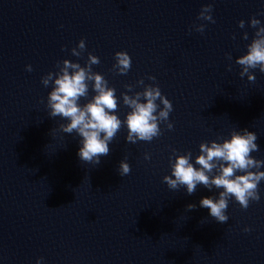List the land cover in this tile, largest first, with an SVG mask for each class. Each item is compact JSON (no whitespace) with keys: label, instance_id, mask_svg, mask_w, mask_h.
<instances>
[{"label":"water","instance_id":"95a60500","mask_svg":"<svg viewBox=\"0 0 264 264\" xmlns=\"http://www.w3.org/2000/svg\"><path fill=\"white\" fill-rule=\"evenodd\" d=\"M209 3L215 23L198 19ZM253 16L264 25V0H0V264H264V180L246 210L229 200L225 223L200 207L223 189L188 194L163 181L173 149L195 164L201 142L233 128L255 131L252 155L264 159V73L252 69L250 81L236 63L255 37ZM81 39L86 50L73 56ZM120 50L132 59L127 74L113 70ZM89 52L116 88L122 121L131 111L122 93L142 91L143 78L172 101L173 129L161 123L162 135L133 144L122 123L99 165L81 161V137L49 116L42 77L64 59L84 65ZM94 95L90 83L79 103Z\"/></svg>","mask_w":264,"mask_h":264},{"label":"clouds","instance_id":"9594fccd","mask_svg":"<svg viewBox=\"0 0 264 264\" xmlns=\"http://www.w3.org/2000/svg\"><path fill=\"white\" fill-rule=\"evenodd\" d=\"M212 11L211 3L203 5L198 19L215 23ZM250 23L256 28L255 37L247 45L246 54L239 56L236 63L242 68L240 76L247 75L250 81H254L256 77L252 69L259 68L264 73V25L255 16L251 18ZM239 26L244 28L245 21L240 20ZM205 27V24H199L196 30L202 33ZM247 38L248 33L245 32L244 39ZM85 50L86 41L81 39L78 45L71 49V53L81 57ZM228 57L231 59L230 53ZM114 58L113 70L118 74H127L132 66L130 54L126 50H120L115 53ZM99 63L100 58L89 52L84 65L78 60L64 59L57 62V71H50L42 77L45 87L52 85L47 100L49 116H59L65 121L59 125L64 133L75 132L81 137L79 159L94 162L96 165L100 164L102 156L109 154V144L121 129L122 123L126 124L128 129L126 141L133 144L137 141L151 142L162 135L161 123L166 124L169 130L174 127L169 119L173 111L172 101L162 93L159 84L145 85L143 78L137 82L143 85L142 91L130 94L134 85L129 84L126 85L129 91L122 93L123 104L131 109L122 121L117 113L116 88L109 85L103 73L93 70V65ZM27 70L31 71L32 66L28 65ZM148 79L155 81L156 77L149 76ZM90 83L95 95L87 103L81 104V98L89 95ZM257 139L255 131L233 128L230 138L201 142L200 154L196 156L195 164L191 162V151L177 155L178 150L173 149L175 159L170 158L172 173L164 176L163 181L170 189L186 187L188 194H193L198 185H203L209 190L213 187L223 189L218 198L203 197L200 207L209 209L211 217L225 223L229 219L226 209L231 198L234 197L245 210L251 201L258 202L261 199L258 186L261 180H264V171L261 170L264 159H257L252 155L253 152L259 151ZM150 158V154L145 153V159ZM118 171L122 177L131 172L127 158L121 160ZM187 208L192 210L196 205L189 204ZM245 231H251V228L246 227ZM37 264H40V260Z\"/></svg>","mask_w":264,"mask_h":264}]
</instances>
